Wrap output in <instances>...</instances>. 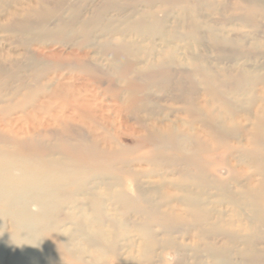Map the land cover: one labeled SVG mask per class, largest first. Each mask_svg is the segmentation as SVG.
<instances>
[{"label":"bare ground","instance_id":"bare-ground-1","mask_svg":"<svg viewBox=\"0 0 264 264\" xmlns=\"http://www.w3.org/2000/svg\"><path fill=\"white\" fill-rule=\"evenodd\" d=\"M243 1L250 2L259 10L264 9V0ZM71 7L74 9V5ZM167 11L165 7L155 9L153 5L147 11L136 10L128 16L127 28L123 30L111 28L101 19L102 37L107 36L103 38L107 42L101 51L109 56L106 66L117 70L118 76L113 78L101 74L98 68H92L96 63L87 60L89 52L77 53L74 62L80 66L88 82L94 80L101 84V92L91 88L87 81L71 87L58 84L55 88H37L43 96L38 98L36 91L31 102L38 98L41 106L53 101L62 104L60 110L53 113L54 123L61 122L59 132L48 130L45 122L35 119V115L33 118L26 115L0 116V264H146L144 261H151L147 259L149 254L161 264L164 252H183L185 249L191 250L196 257L193 258L195 264H237L231 256L234 248L229 249L234 246L232 244L244 246L243 253H238L244 263L253 260L252 264H264V249H254L250 244L253 243L250 241L253 233L262 235L264 227V207L259 205V200L264 197V156L258 153V147H264V95H261L264 90L258 99L255 96L249 102L256 111L244 113L248 114L246 121L250 122L249 126H244V122L237 124V112L233 111V105L225 100V93L220 92V87L215 84L217 75L210 64L203 67L201 55L187 52L185 58L191 65L186 73L192 72L203 78L204 90L199 92L196 86L195 94H186L184 89H175L177 93L172 94L168 92L164 98L183 107L172 113L161 109L162 97L149 95L151 90L147 93L145 81L154 79L155 85L159 84L162 86L160 89L167 91L164 74L171 73L172 69L177 71L174 66L179 63H188L179 57L180 48L172 44L176 35L171 32L176 31L175 28L165 27ZM81 16L80 12L68 20L59 13L48 17L50 21L56 17L59 30L49 29L44 38L69 40L71 37L70 42L76 34L69 36L65 29L78 24L81 27L78 33L83 36L81 46L90 45L99 21L96 20V30H89L90 26ZM94 16L108 18L107 9L98 10ZM46 20L43 21L45 26L50 22ZM191 29L193 34L188 33L189 36L200 34L194 21ZM127 32L140 38L158 37L164 49L152 61L150 57L131 61V57L138 59L139 51L133 48L137 42H129L126 38ZM207 36L214 42L218 40L213 32ZM31 55L32 59L40 58L36 51ZM50 55L51 52L46 56ZM3 63L0 62L1 73H4L1 71ZM62 64L60 67L63 68ZM139 68L148 71L139 73V70L138 74ZM242 69L249 73L246 68ZM161 75V82L156 81ZM107 95L110 102L106 105L100 106L95 102ZM215 103L225 109L216 108ZM182 115L200 120L204 134L194 131L189 125L187 128L182 125L183 121H179ZM76 117L86 118L94 124H91L88 136H84L87 133L76 134L70 128L69 122L75 121ZM122 128L130 130L134 146L121 142L118 132ZM230 138L237 140L238 146L231 147L225 161L224 169L229 180L218 182L199 162L200 150L209 148L208 142L217 143ZM144 146L151 148V154H134ZM212 150L217 151L218 147L212 145ZM209 153L212 154L209 151L206 154ZM236 153L235 158H243L239 161L255 164L256 175L248 176L246 170L244 173L234 167L232 156ZM231 183L235 186L232 187ZM213 188L231 206L237 220H226L225 212H215L213 200L216 197L211 195ZM253 218L260 220L254 227L249 222ZM154 223L158 224L160 232L152 229ZM130 224L133 229L136 226L135 232L143 246L137 252L132 246L127 245L125 249L119 246ZM184 235L191 239L192 244L183 241ZM218 237L223 238L224 244ZM161 241L164 243L162 249L159 248ZM200 241L202 244L198 243ZM228 245L227 249L225 246Z\"/></svg>","mask_w":264,"mask_h":264},{"label":"rangeland","instance_id":"rangeland-1","mask_svg":"<svg viewBox=\"0 0 264 264\" xmlns=\"http://www.w3.org/2000/svg\"><path fill=\"white\" fill-rule=\"evenodd\" d=\"M71 5H74V9H72ZM150 5H153L155 9H164L165 7L168 10L166 12V14H168V17H166L168 21L166 22L165 27L166 29L175 28L176 30L171 32L176 35V39L175 41H172V44L174 43L180 48L181 54L179 53V57L184 58L188 62V60L185 58L187 52L201 55L200 64L203 67L210 64L209 66H211L212 70L217 75L215 84L220 87V92L225 93V98H227L225 100L233 105V111L235 113L237 112L238 118L240 116L239 119L236 118L237 121L235 120L236 122H238L237 124L244 122V126H249L250 122H248V120L246 121L248 114L244 113L250 110L249 112L252 114L253 111H256V108L249 102L250 100H253L255 96L257 97L255 98L258 99L260 97V94L264 90V9L259 10V8H257L250 2H245L243 0H0V62H4L2 65L3 69L1 71H4L5 73L4 74L0 72V116L2 114L4 116L10 117L26 115L28 116L27 118H33L32 116L35 115V119H41L43 120V122H45L44 125L47 126L48 130L59 132V130H61L59 127V124H61V122L59 124L54 123L55 118L53 113L60 110L62 104H60L59 101H53L46 102V106H41V102L38 100V98L42 97L43 94H40L37 88H41L42 86L55 88L58 84L64 87H71V85L79 84V82H88L86 76L84 77L85 74L81 72L80 66L74 63L76 61L75 58H77L76 56L78 54L80 55L81 51L89 52L87 60H89V62L96 63L94 64L95 67L91 66L92 68H98L101 74L105 73L111 77L113 76V78H116L118 76L117 70L111 68L112 66L110 65L106 66L109 56L105 51H101L103 50L102 47L107 42L106 39H103L107 36L102 37L103 30L101 29H103V23L101 22V19H103L104 22H107L105 24H110L111 28L119 27L123 30L127 28L126 22L128 21V16H130L136 10L147 11ZM105 8L107 9L108 18H97L96 16H94L96 15V12L98 10ZM79 11L82 13L81 19H85L86 23H88V25L90 26L89 30H92L96 27V20L100 22H98V28L96 27L97 30L94 29L96 31L93 32L94 34L92 35V40H94L93 42L95 43V45L93 44V42H91L90 45L81 46L83 44V36L82 34L78 33V31L81 32V27L78 24L76 27H67V29H65V32H69V36L70 34H76L75 37L72 38L73 42H69V40H71V37H68L69 40H62L59 37H49L48 39L44 38L43 35L46 34L49 29H51V31L59 30V27L56 26L59 25V23L56 21V17L51 18V21L48 17H53L54 15L59 13V15L63 14L68 20L74 14H80ZM163 14L164 13H161V15ZM110 18L113 20H111ZM106 19L108 21H106ZM44 20L50 21L51 23L47 22L49 23V25L45 26L43 23ZM193 21L199 26L200 34L198 35L196 33L195 35L197 36L188 35V33L193 34L191 29V24ZM92 22L94 23L92 24ZM3 27L9 29L5 30L3 29ZM10 28H12L13 30H11ZM214 30L216 31L214 32ZM209 32H213V34L215 33L216 37L218 38L216 42H214L207 36ZM218 32L221 34H218ZM76 36H78V38ZM126 38L129 40V42H137L136 45H133V48L139 51V57L138 59L134 57L130 58L131 61L133 60L134 62H136L137 60H144L149 57L151 61L155 58L157 59L156 56L160 54L161 49L163 48V44L160 42V39L158 37L140 38L130 32H127ZM114 42L115 40H113V43ZM34 51H36V53L40 55L39 59H32L31 54H33ZM50 52L51 55L47 57L46 55L50 54ZM42 55L45 56V58L42 57ZM51 59L52 61L55 60L56 64L59 65L53 63ZM36 63L38 64V66ZM102 63H105V65L103 66ZM196 63L198 64V62ZM61 64L63 68L60 67ZM189 64L190 62L185 65H181V63H179V65L174 66L177 71H174V69H172L173 71H171V73L164 74L166 85L169 88V90L167 91H165L163 88L160 89V87L162 86L159 87V84L155 85L153 83L155 82L154 79H147L145 81L144 84H146L147 82V93L151 90V94L150 92L148 93L149 95H152V97L153 95H155L154 98L162 97L160 101L161 109H165L166 111L169 110V113H172L173 111L176 112L183 107L182 104L174 103L173 101H167L164 97L166 94H168V92L169 94H172L175 92L177 93V90L184 89L183 91H186V94H193L195 91L197 92V90H195V88L197 87L199 92H202L204 90L202 89L204 88L203 78L197 76L196 74L193 75L192 72L190 74L186 73L190 71ZM58 66L59 68H57ZM31 68H33L34 70ZM47 68L48 70H41ZM242 68H246L249 73H244V71H242L244 69ZM139 70L141 71L139 72ZM159 70L160 68H157V71ZM147 71V69L139 68L137 70V73H146ZM138 74H135L136 77L141 78V76ZM162 77L163 75L157 77L156 81H160V78L163 79ZM152 83L154 85L149 86L152 85ZM88 84H90L91 88H95V90L101 92L102 87L99 88L101 84L96 83L94 80L89 81ZM36 91L38 94V98L33 99L36 101L31 102ZM152 91H155V94L152 93ZM229 92H231V94ZM245 92H247L248 94ZM83 93L89 94L86 92ZM95 102H97V104L100 103V106L106 105L107 102H110L109 95L104 98H98V100H96ZM214 105L220 110L225 109V107L223 108V106H221L219 103H215ZM241 110L243 113L241 112ZM74 116H77V114L74 113ZM181 117L182 118L179 117V121H183L182 125H184L186 128L187 125H189L191 126V128L195 129L194 131H200L202 132V134H204V127L199 123L200 120L196 121L194 119H189L183 115ZM98 120L101 119L99 118ZM184 120H187L188 122ZM69 124L70 128L72 127L71 129H74L73 131L76 134L84 135L85 133H87L84 136H88L91 124L94 125L90 120L83 117H76V120L69 122ZM85 130L86 132H84ZM129 132L130 130H128L127 128H122L118 132V135L120 136L121 142L123 144L127 143L128 146H134L135 140L129 135ZM230 139L217 143L214 141L208 142L210 143L208 144L209 148L200 150L201 158L199 159V162L202 163L206 167V169L213 174L214 179L218 182H227V180H229L228 175L225 173L226 170L224 169L226 167L225 161L226 158L229 157L231 147H234L235 145L236 147L238 146L237 140L232 138ZM212 145L218 147V150L210 151ZM261 147L263 146H260V148L258 147V153L264 156V147ZM142 148L143 149L141 151L139 150L134 154L141 155L142 153L144 154L146 152H151V148L149 147L144 146ZM261 149L262 152L260 151ZM206 150L212 152V154H206L208 153V151ZM235 155L238 154L236 153L232 156V159L234 161L233 165L235 168L241 170V172L243 170H246V173H249H247L248 176H250V174L251 176L257 174L258 171L255 169L254 163L249 164L245 163V161H239L243 158H235ZM243 166H245L246 168ZM220 171L222 172L220 173ZM243 172L245 173V171ZM231 186H235V183H231ZM212 190L211 195L213 196L214 194L216 197H214L215 199L213 200L216 208L215 212H225L227 214L225 215L226 220H232L233 222L237 220L238 218H236V215L231 206L228 205L227 201L223 197H220L218 195L219 191L215 188H213ZM221 200L223 201L221 202ZM259 205L261 207H264V197L259 200ZM254 220L255 222H253ZM249 222L254 227L259 224L260 220L257 218H253ZM154 224L152 225V229L158 231V224ZM127 227H129L130 229L125 231L126 234L121 238L119 246L122 249H125V246L128 245L132 246V249H135V251L139 250L138 248H142L143 246H141V240L135 232L136 226L135 229H133L132 224ZM262 229L263 234L259 235L260 237L257 234L253 233V238L250 240L254 243H250L251 246H254L252 247L254 249H264V227ZM160 236L162 235L160 234ZM187 237L188 236L183 237V241H187V243L192 244L191 239H187ZM220 238L221 237H218L217 239L220 243H223V238ZM198 243L202 244V241ZM230 245L225 247L228 249ZM232 245L234 246H231V248L229 249L231 250L232 247L234 248L232 249L233 254L231 253L234 262H237V264H252V259H249L252 261H246L244 263L240 258L239 254L243 253V245ZM163 246L164 243L161 241L159 248L162 249ZM169 251L170 252L166 251L163 253V263L161 264H179V262H181L180 264H195L193 258L196 257L193 255L191 250L185 249L183 250V252L175 250ZM262 257L264 263V254H262ZM148 258L151 259V261H144L146 264L160 263V260L156 261V258H154L152 254H149L147 256V259ZM183 259L185 260L183 261ZM112 263L113 262H111L110 264Z\"/></svg>","mask_w":264,"mask_h":264}]
</instances>
